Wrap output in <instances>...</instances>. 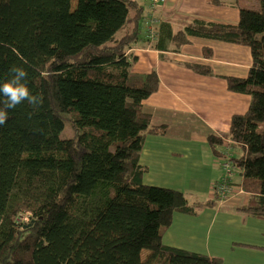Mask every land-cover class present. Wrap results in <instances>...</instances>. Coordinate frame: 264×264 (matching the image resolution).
Returning a JSON list of instances; mask_svg holds the SVG:
<instances>
[{"label": "trees", "instance_id": "trees-1", "mask_svg": "<svg viewBox=\"0 0 264 264\" xmlns=\"http://www.w3.org/2000/svg\"><path fill=\"white\" fill-rule=\"evenodd\" d=\"M259 1V11L240 9L236 24L195 20L173 35L162 23L157 45L184 44L189 35L251 48L248 76L228 78L231 91L251 96L250 106L233 116L228 139L210 134L208 141L216 152L228 144L243 150L238 159L230 156L240 180L233 184L248 198L237 210L254 215L264 214ZM143 13L136 0H0V83L10 79L12 66H21L30 91L43 97L36 110L26 102L9 109L0 125V264H224L163 242L175 214H195L216 202L145 185L143 171L130 170L145 137L168 131L143 107L158 89L156 73L131 74L126 55L140 41ZM6 100L0 95V106ZM67 120L77 134L63 139ZM14 143L24 153L15 170Z\"/></svg>", "mask_w": 264, "mask_h": 264}, {"label": "crops", "instance_id": "crops-1", "mask_svg": "<svg viewBox=\"0 0 264 264\" xmlns=\"http://www.w3.org/2000/svg\"><path fill=\"white\" fill-rule=\"evenodd\" d=\"M143 7V0H136ZM239 0H166L155 12L168 24L173 35L195 20L236 24L240 19ZM140 41L128 48L131 74L157 75L158 89L144 101V110L154 125H167L166 134H148L131 169L143 171L145 185L176 190L202 201L213 199L215 208L195 214L177 213L164 232V244L217 257L224 264H264V214L238 211L247 203L238 196L220 204L213 196V184L223 176L219 154L211 147L208 136L228 139L233 116L244 113L251 96L228 88V78H246L253 67L251 48L234 43L187 36V43L172 41L166 49L158 41L144 42L143 18ZM134 27L128 25V30ZM204 65L208 73L197 71ZM232 153V149L230 150ZM235 183H239L234 176ZM240 198H243L241 200Z\"/></svg>", "mask_w": 264, "mask_h": 264}, {"label": "built area", "instance_id": "built-area-1", "mask_svg": "<svg viewBox=\"0 0 264 264\" xmlns=\"http://www.w3.org/2000/svg\"><path fill=\"white\" fill-rule=\"evenodd\" d=\"M166 0H143L144 8L146 9V14L143 18V24L145 30L141 36L144 42H154L158 41L160 31L157 26L160 20L156 17L155 12L165 4ZM231 148H223L222 152L219 154V166L223 170L222 178L213 184L214 198L223 204L238 196L247 195L244 191L242 185L235 186L233 184L234 176L237 175V166H235L234 161L230 158Z\"/></svg>", "mask_w": 264, "mask_h": 264}, {"label": "clouds", "instance_id": "clouds-1", "mask_svg": "<svg viewBox=\"0 0 264 264\" xmlns=\"http://www.w3.org/2000/svg\"><path fill=\"white\" fill-rule=\"evenodd\" d=\"M10 79L0 83V95L7 100L0 106V125H4L8 119V110L18 105L27 103L34 110L43 104L40 94H33L28 87V71L21 66H12L9 69Z\"/></svg>", "mask_w": 264, "mask_h": 264}, {"label": "rangeland", "instance_id": "rangeland-1", "mask_svg": "<svg viewBox=\"0 0 264 264\" xmlns=\"http://www.w3.org/2000/svg\"><path fill=\"white\" fill-rule=\"evenodd\" d=\"M73 4L76 5V1L73 2ZM239 6L242 9H250V10H256L259 11L262 9V6L260 4L259 0H239ZM74 7V6H73ZM186 25L183 26V29H186ZM257 47L260 48V43H257ZM77 132L75 130V128L72 126L71 122L69 120H67L66 125L64 127V130L61 132V138L63 139H68L71 137L76 136ZM233 150H232V157H234L235 159H238L242 156V152L243 150L238 147V146H232ZM24 155L22 148L17 144L14 143L13 144V169L15 170V166L17 161ZM127 175H129L127 173ZM241 200H243V198H240ZM22 219H24V217L22 216ZM146 255V253H144V256Z\"/></svg>", "mask_w": 264, "mask_h": 264}]
</instances>
